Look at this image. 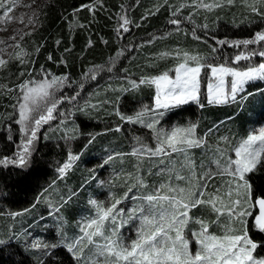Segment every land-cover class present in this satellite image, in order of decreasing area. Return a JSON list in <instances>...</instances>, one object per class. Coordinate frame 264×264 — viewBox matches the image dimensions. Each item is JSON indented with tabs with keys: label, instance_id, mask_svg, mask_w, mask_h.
<instances>
[{
	"label": "trees",
	"instance_id": "16d2710c",
	"mask_svg": "<svg viewBox=\"0 0 264 264\" xmlns=\"http://www.w3.org/2000/svg\"><path fill=\"white\" fill-rule=\"evenodd\" d=\"M205 2L211 3L212 0ZM182 3L187 6L173 16L172 13ZM251 3L252 0H248V4ZM256 6L264 13V4ZM30 14L32 28L16 41L21 56L9 58L0 66V86H3L0 87V159L12 158L22 150L25 133L20 131L21 125L16 123L19 118L15 115L14 107L18 105L21 95L18 85L30 79L40 80L45 75L49 79L51 76H67L69 79L53 91V98L61 102L54 112L55 119L42 124L37 130V139L29 149L31 155L27 165H0V213L30 210L43 196L54 197L51 187L59 181L60 178L56 177L57 169L67 159L68 153L79 156L75 153H93L101 157L103 163L109 153L113 156L116 153L125 154L107 164L111 168L120 169V173L128 171L133 179L144 173V162L130 155L129 143L136 136L142 141H148L151 129L145 131L141 124L127 122L121 119V115L134 116L145 106L151 108L155 89L148 85L133 89L130 81H139L143 77L156 76L165 71L171 75L173 72L170 70L183 62L184 52L205 57L206 63L235 67L241 61L233 63V58L240 52L247 54L264 50L261 44L237 48L230 43H218L220 40L231 42L251 39L257 31L264 30V16L251 12L243 0H234L232 4L225 2L222 7L211 11L193 6L191 0H40L30 9ZM121 17H127L130 21L123 28ZM176 18L182 21L179 26L169 23ZM203 25L208 27L205 29ZM177 52L181 55L177 56ZM161 53L169 55L161 57ZM243 61L242 67L247 68L262 63L264 57L256 55ZM96 69L99 70L94 73L95 79H91ZM208 71L204 68L200 79L202 103L199 105L205 107L188 103L171 109L160 117V121L166 125L194 124L197 136L205 135L207 129L203 148L208 147L214 152L213 138L227 128H218L214 135L213 130L208 132L209 129L217 127L221 121H228V132L240 131V136H244L247 123L244 120L240 123L232 122L230 115H221L219 106L213 108L210 106L214 104L209 105L204 101ZM254 85L259 89L264 87V82ZM77 93L79 95L74 101L67 99ZM86 104L96 107H85ZM63 113L70 119L65 121V117L57 120L56 115L62 116ZM150 119V115L145 117V121ZM258 122L264 123V111ZM111 148L117 151H111ZM199 149L201 147L195 151ZM204 167L205 164L202 169ZM87 175H77L74 186L82 192V197L71 201L68 206V229L80 228L79 225L86 218L83 214L93 209L87 205ZM82 177L86 181L81 183ZM245 178L250 186L252 202L258 197H264V160ZM127 181L132 183L131 190L139 191L141 197L144 188L138 185L133 187L136 180ZM171 183L184 182L174 180ZM114 184L113 181V192L120 196L124 191L127 192L125 186H116L114 189ZM89 187L94 189L92 184ZM68 196L63 195V199L66 200ZM198 207L192 209H196L195 215L208 212V215L216 217L209 206L202 211ZM251 225L249 217L250 238L264 245V233ZM19 233L22 235L21 230ZM22 236L21 243L12 240L0 245V264H77L72 254L62 245L45 253H42L41 249L44 248H41L36 254L37 259H32L26 253V247H23L29 246L27 238L25 234ZM37 238V241L42 239L40 235ZM256 253L264 255V246L258 247Z\"/></svg>",
	"mask_w": 264,
	"mask_h": 264
},
{
	"label": "snow or ice",
	"instance_id": "6c2138e0",
	"mask_svg": "<svg viewBox=\"0 0 264 264\" xmlns=\"http://www.w3.org/2000/svg\"><path fill=\"white\" fill-rule=\"evenodd\" d=\"M225 2L232 4L234 0H212L211 3H206L205 0H191L193 6L209 11L222 7ZM243 2L251 12L264 16V13H261L256 6L264 4V0H252L251 4H248V0H243ZM186 6L183 3L180 4L172 15L176 16ZM3 8H5L4 0H0V9ZM157 10L159 9L157 8ZM10 11L11 8L7 9L4 16L7 17ZM121 19L123 20L122 28L130 23L127 17H121ZM32 22L30 19L29 23ZM169 23L179 26L182 21L176 18L171 19ZM207 27V25H203V28ZM124 30L128 31L127 28ZM194 32L195 29H193ZM196 38L199 39V37ZM218 43L220 45L230 43L231 46L237 48L253 44L264 46V30L257 31L251 39L231 42L220 40ZM215 51L216 49L213 48V52ZM160 55L163 57L169 53ZM180 55L177 52V56ZM256 55L264 57V50L252 51L247 54L240 52L233 58V63L250 60ZM182 56L183 62L170 70L174 72V75L165 71L156 76L143 77L139 81H130L133 89L140 85L154 87V105L152 108L145 106L134 116L121 115V119L127 122L139 123L152 130L155 147L143 143L139 137H136L139 146L134 147L130 155L137 157L140 161L145 158L149 160L156 158L161 165H165V161H167V165L161 167L157 175L167 174L169 182L161 183L154 192L139 197L138 199L142 200L143 204L129 210L127 219L124 218L123 209L117 208L121 200H115L108 207H105L102 202L89 200V204L94 209V215L85 218L79 225L81 233L79 236L64 244L77 264H264V259L254 256L256 249L264 245H260L250 238L247 219L253 217L256 212L253 227L264 233V198H257L253 204L250 197V186L245 180L246 174L252 172L264 160V127L251 132L246 139L232 149L235 159L227 156L223 150L217 149L219 158L212 161L217 170L214 172L209 168L207 171H203L199 178H197L196 165L190 151L205 146L206 141L204 137L197 136L196 125L174 127L170 131L157 128L160 123L159 117H163L165 110L179 107L190 101L198 102L201 72L204 68L209 69L211 73L207 83L208 102L224 104L234 101L239 93L245 91V86L248 83L256 80L264 81V62L248 66L245 69H238L225 64L206 63L205 57L191 55L188 52H184ZM20 62L24 63L23 60ZM5 63L6 61L0 59V66ZM98 70H94L90 76L91 79H95L94 73ZM229 77L230 81L227 79ZM68 79L67 76H51L49 79L45 75L40 80L30 79L18 85L21 95L18 105H14V107H18L19 114L16 123L21 125L20 131L25 133L21 144L22 150L12 158L0 159V165L18 164L22 167L27 165L28 157L31 155L29 149L37 139V130L42 124L55 119L54 112L61 102L59 99L53 98V91L62 87ZM81 87H83L82 84ZM124 90L126 91V89ZM77 95L79 93L67 99L74 101ZM85 107H96V105L86 104ZM153 113L154 115H151ZM117 115L120 113L117 112ZM148 115H151V119L146 122L145 117ZM116 130L119 131V128ZM211 131L212 129H209V132ZM207 134L205 133V136ZM173 154H177L178 158L182 157L179 169L176 167L177 161L171 158ZM123 155L125 154L109 155L105 164ZM225 157H227L226 163L221 164V159ZM78 158L76 155L69 154L68 161L58 169L61 177ZM139 167L138 164V170ZM184 170L188 171L187 176L180 174ZM128 175L131 178V174ZM217 175H227L231 179L224 186L225 190L217 189L214 193L207 194L210 180ZM173 176L176 181H184L186 186L172 184ZM137 185L140 188L148 187L139 175L136 176V184L133 187ZM129 191H131V187ZM125 197H127V193ZM70 199L71 196L68 197V200ZM133 199H137V197H133ZM201 205L209 206L216 214L217 219L212 222L213 224H218L221 217L226 218L227 222L221 225V234L209 232V223L201 219H193L189 215L193 208ZM132 219L139 220L137 238L126 244L120 234V228ZM190 222L199 224V230H189ZM186 230L191 231L198 246L195 252L190 248L191 241L187 237ZM85 241H87L86 244ZM3 243L4 241L0 240V244ZM32 246L48 247V245L38 243H34ZM56 246L55 244L51 245L52 248ZM89 247L90 253L85 255V250Z\"/></svg>",
	"mask_w": 264,
	"mask_h": 264
},
{
	"label": "rangeland",
	"instance_id": "374dc122",
	"mask_svg": "<svg viewBox=\"0 0 264 264\" xmlns=\"http://www.w3.org/2000/svg\"><path fill=\"white\" fill-rule=\"evenodd\" d=\"M38 2H40V0H4L5 8L0 9V59L7 61L9 58L21 56V52L18 50L16 41L20 36H22V34L26 30L32 28L33 24L29 23V20L31 19L30 9L34 5H36ZM9 8H11V11L8 12L7 17H5L4 12L7 11V9ZM243 65H244V61L241 60V63L235 66V68L242 69L244 68L242 67ZM230 67H233V66H230ZM171 75H174V72ZM210 75L211 73L209 70L207 78H206L207 82L204 84L205 86L204 101H206L207 103H209L208 98H207V83H208V77ZM227 79L228 81H230L231 78L229 77ZM258 82H264V81L256 80V81H252L248 83L245 86V91L239 93L234 101H230L224 104L212 103L214 105L210 106L213 108H216L219 106L220 107L219 110L220 112H222L221 115L222 116L225 114L230 115L232 122L240 123L241 120H244L247 123L246 124L247 129L245 131L244 136H240V131L235 132L234 130H231V132H228L227 129L228 127H230V124L228 123V121L219 122L220 124L217 127H214L212 129L213 135L218 130V128L226 127L227 129L219 133L216 138H213L214 141H213L212 146H215L214 147L215 151L214 152L213 150L210 151L208 147H204V148L201 147L199 151H195L198 148H194L190 151V155L196 165V172H197L198 178H199V175L203 171H207L209 168H211L214 172L217 170L215 164L212 163L213 160L219 158V153L217 152V149L223 150L225 153H227V156H231L233 159H235V153L232 151V149L236 145H238L242 140L246 139V137L251 132L258 131L259 128L264 127V123L258 122L260 114L264 111V87L257 89L258 86L254 84ZM249 93H251V95H249ZM201 101L202 100L200 98V93H199L198 102L190 101L189 103H195L198 105V107H201V105H199V103H202ZM182 106L183 105L179 107H182ZM202 107H205V106L203 105ZM206 108L209 109V107H206ZM168 111L170 110H167V112ZM167 112H165L164 115H166ZM213 112L214 111H212V113ZM15 115L17 118H19L18 107H15ZM151 115H154V113ZM66 116L67 115L65 113H63L62 116L56 115L57 120L58 118H65ZM68 119L70 118L66 117L64 120L67 121ZM159 120H160V117H159ZM189 125H194V124L166 125L162 123V121H160V123L157 125V128L170 131L174 127H188ZM144 128H145V131L149 130L146 127ZM205 132L207 133V129ZM148 135H149L148 141L146 140L142 141V139L141 141L145 144H148L149 146L155 147L154 134L152 130L149 131ZM136 137H133L129 143L131 152L134 147L139 146L136 142ZM200 137H204V139H206V136L204 134H202ZM222 138H227V139H222ZM111 151H117V150H114L111 148ZM109 155H113V154L109 153ZM77 156L79 158L73 163L72 167L66 172V174L63 177H61L59 172H57L56 177L60 179L59 181L55 182L53 186L51 187L53 190V191L51 190V194L55 193L54 197L51 198V196H46V195H45L46 197L43 196L42 199L39 200L37 205L33 206L30 210L26 211L25 213H17L16 211L0 213V214H3V215H0V240L4 241L3 244L9 241H12V240H15L17 242L22 241L23 236L19 233V231L25 227L28 230H32L30 229L31 222H34L32 224L33 228L39 229L38 234L40 235V238H42L40 241H37L38 238L35 239L34 235L33 236L29 235L27 237V242L29 243V246L24 245L23 247H26L25 251L32 259L34 260L37 259L36 254H38V250L41 248H44V249H41V251L42 253H45L48 250L50 251L51 249H54L51 247V245L53 244L64 246V244L71 242L73 240L72 239L73 234L69 232L68 225H67L70 214L67 213L66 211L71 201H76L82 197V192H80L79 189H77V187L74 186L77 175L82 176L85 173H88L87 175L88 181L85 183L86 196L88 198L87 205H90L89 200H96L98 202H102L105 207H108L112 203H114L115 200L119 199L121 200V203L117 205V208L123 209L124 218L127 219L129 210L137 208L138 206L143 204V201L138 199L139 193H140L139 191L136 192V190L133 189L129 193V188L131 187L132 183L127 180L130 179L134 181L136 179L135 178L133 179L132 176L131 178H129L128 171L124 173H120V169L111 168L109 164H108V167H102L100 165V163L102 162L101 157H98L97 155L93 153L83 154L81 156L77 155ZM68 157L69 155L67 156V159L64 163L68 161ZM171 158L174 160H177V154L176 155L173 154ZM226 158L227 157L221 159V164L226 163ZM121 159L123 160V158ZM140 162H144V171H143L144 173L140 175L142 176L144 183L148 186L147 188H144V193H141V196L146 195L150 192H154L155 188L158 187L159 184L169 182L168 181L169 177L167 174L157 175V172L159 171V169L167 165V161H165V165H161L159 163V160H157L156 158H153L152 160L145 158L143 161H140ZM63 164L61 165V167L63 166ZM77 164L79 165L76 166ZM154 164L155 166H153ZM181 164H182V157L178 158L176 167L179 169L181 167ZM204 164H205V167L202 169ZM186 173H188V171L184 170L180 174L186 175ZM92 179H94L95 181H92ZM230 179L231 177L227 175L215 176L213 179L210 180L208 184L207 194L214 193L217 189H221V191L225 190L224 186H226L227 182ZM174 180H175V177L171 179V181L173 182ZM83 181H86V180H84L82 177L81 183ZM113 181L115 183L114 189L116 188V186H125V190H127V192L129 193L127 194V197H125V194L127 193L125 191L123 192L124 194L122 196L112 191L111 184L113 183ZM91 184L94 185V189L93 187H89ZM175 184H178V183H175ZM179 185L182 187L186 186L185 182ZM82 191L85 192V189H82ZM136 193L138 194V196H136L137 195ZM65 194H68L69 196H71V199L68 200L67 199L69 197L68 196L66 200H64L63 195ZM133 197H137V199H133ZM64 201H67V202L65 203ZM252 203L254 204V201ZM205 207L207 206L201 205L198 207V209L202 211L203 208ZM56 209H59V211H56ZM195 211L196 209L191 210L189 213V215L193 219L204 220L205 222L210 224L209 232L215 233L217 235L221 234L222 232L221 225L227 222L226 218L221 217L218 224H213L212 222L216 221L217 217L208 215V212H205L203 215H195L194 214ZM255 214L256 212H254L253 217H251L252 225H253ZM83 215L86 218L91 217L94 215V210L92 209L90 211H87ZM247 219H249V217ZM138 227H139V220L132 219L127 224H125L123 227L120 228V234L126 244L130 243L132 240L137 238L136 232H137ZM199 227H200L199 224H196L193 222H190L188 225V229L192 231H198ZM186 233H187L188 239L191 241L190 248L193 252H195L198 246L195 243L194 238L191 235V231L186 230ZM34 243H38L41 245H48V247H43V246L33 247L32 245ZM84 243L86 244L87 241H85ZM3 244H0V245H3ZM254 256L260 259H264V255L257 254L256 251L254 252Z\"/></svg>",
	"mask_w": 264,
	"mask_h": 264
},
{
	"label": "crops",
	"instance_id": "0c3cea01",
	"mask_svg": "<svg viewBox=\"0 0 264 264\" xmlns=\"http://www.w3.org/2000/svg\"><path fill=\"white\" fill-rule=\"evenodd\" d=\"M154 98V97H153ZM153 105H154V99H153V102H152V105H151V108L153 107ZM70 153H68V155H69ZM72 154V153H71ZM75 154H80V155H83L82 153H81V151H80V153H75ZM84 154H89V153H84ZM67 155V156H68ZM77 156V155H76ZM66 161V160H65ZM64 161V162H65ZM63 162V163H64ZM62 163V164H63ZM62 164H60V167H61V165ZM100 165L102 166V167H108V164H105V163H103V161L100 163ZM69 170V169H68ZM67 170V171H68ZM58 172V171H57ZM26 211H28V209H26V210H23V211H18L17 213H25ZM76 218V217H75ZM74 218V219H75ZM34 222H31V224H30V229H32V230H28L26 227L25 228H23L21 231H22V235H24L25 234V237L27 238L29 235H31V236H36V238L39 236V234H38V228L37 229H35V228H33V226H32V224H33ZM2 230V229H1ZM68 230H70V231H72V232H74L73 233V235H72V238L74 239L75 237H77L79 234H80V230H79V228H74V227H71L70 229H68ZM76 234H77V236H76ZM90 247L88 248V249H86L85 251V253L86 254H89L90 253Z\"/></svg>",
	"mask_w": 264,
	"mask_h": 264
},
{
	"label": "water",
	"instance_id": "95a60500",
	"mask_svg": "<svg viewBox=\"0 0 264 264\" xmlns=\"http://www.w3.org/2000/svg\"><path fill=\"white\" fill-rule=\"evenodd\" d=\"M258 198H264V197H258ZM256 199H257V198H256ZM256 199H255V200H256Z\"/></svg>",
	"mask_w": 264,
	"mask_h": 264
}]
</instances>
